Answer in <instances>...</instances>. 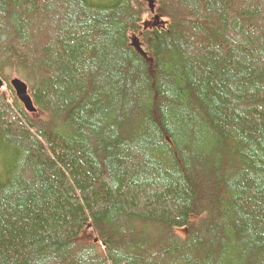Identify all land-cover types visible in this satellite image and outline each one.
<instances>
[{
    "label": "trees",
    "instance_id": "16d2710c",
    "mask_svg": "<svg viewBox=\"0 0 264 264\" xmlns=\"http://www.w3.org/2000/svg\"><path fill=\"white\" fill-rule=\"evenodd\" d=\"M150 17L0 0V264H264V0Z\"/></svg>",
    "mask_w": 264,
    "mask_h": 264
},
{
    "label": "water",
    "instance_id": "95a60500",
    "mask_svg": "<svg viewBox=\"0 0 264 264\" xmlns=\"http://www.w3.org/2000/svg\"><path fill=\"white\" fill-rule=\"evenodd\" d=\"M148 2L147 6L148 9L150 11V13L154 14V4H153V0H146ZM155 19L158 20V16H155ZM132 46L140 53H143L142 50L140 49L138 43H137V39L133 38L132 39ZM12 87L15 89L16 95L18 97V99L23 103L25 109L28 112H35V108L33 106V103L31 101V98L29 97L28 93H27V88L25 86L24 83H22L21 81L15 79L12 80L11 83ZM0 86H3V82H1L0 80Z\"/></svg>",
    "mask_w": 264,
    "mask_h": 264
},
{
    "label": "rangeland",
    "instance_id": "374dc122",
    "mask_svg": "<svg viewBox=\"0 0 264 264\" xmlns=\"http://www.w3.org/2000/svg\"><path fill=\"white\" fill-rule=\"evenodd\" d=\"M142 1H144V2H146L148 4V2L146 0H142ZM153 4H154V9H155V0H153ZM147 8H148V6H147ZM150 14H151L150 19H152L154 14H152V13H150ZM1 89H4V85L1 87ZM178 232H179V235H181V236H185V234H186L184 229L183 230H179Z\"/></svg>",
    "mask_w": 264,
    "mask_h": 264
}]
</instances>
